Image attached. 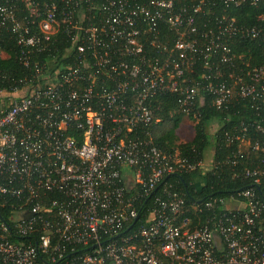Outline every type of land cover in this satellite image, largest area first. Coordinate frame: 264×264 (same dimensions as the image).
I'll return each instance as SVG.
<instances>
[{"label": "built area", "instance_id": "built-area-1", "mask_svg": "<svg viewBox=\"0 0 264 264\" xmlns=\"http://www.w3.org/2000/svg\"><path fill=\"white\" fill-rule=\"evenodd\" d=\"M204 2L0 0V38L14 40L23 68L0 73V264H264V142L246 128L227 136L233 168L258 154L232 173L247 186L191 206L171 179L204 174L213 158L194 163L154 142L167 96L184 116L202 91L216 108L238 97L264 115V64L230 83L219 67L234 65L224 38L264 28L228 16L199 28ZM62 39L63 52L40 58ZM198 63L208 71L194 79Z\"/></svg>", "mask_w": 264, "mask_h": 264}, {"label": "trees", "instance_id": "trees-1", "mask_svg": "<svg viewBox=\"0 0 264 264\" xmlns=\"http://www.w3.org/2000/svg\"><path fill=\"white\" fill-rule=\"evenodd\" d=\"M199 0H181L182 4H196ZM203 12L195 16L196 25L199 28H211L215 25L216 19H221L222 16H228L235 20V25L242 28L257 27L264 28V19L258 20V16H264V0H260L257 5L249 3L235 7L231 4L225 5L222 0H205ZM209 12V13H208ZM166 34L170 41L175 38L174 31L166 29ZM61 39V37H60ZM226 43L230 48V56H234V65L229 66L225 63L220 64L221 79L230 83L229 75L238 72L239 68L243 71L252 67H258L264 64V35L252 39L239 34L231 38H224L223 43ZM67 42L62 39L61 43L57 44V49L51 50L47 54H43L40 58L49 59L53 55H59L64 51ZM0 48L4 50L5 55H0V73L3 75L21 74L23 68L17 61L18 48L14 40L7 34L0 38ZM39 58V59H40ZM248 63V66L246 64ZM201 63L194 67L193 78L197 79L201 73L207 74V69H201ZM243 73V72H242ZM8 80H4L5 85ZM10 84V83H9ZM203 100L198 105L195 113H191L188 117L193 120L194 135L188 142H178L176 130L180 124L183 114L178 112L177 96H167L162 100V111L160 117L166 125L162 128L158 135L154 136L155 144L161 149H169L170 151L177 150L181 155H185L190 161L197 163L204 159L206 150L213 146V164L215 167L206 173L198 168L189 173L183 174L179 179L177 176L172 177L175 181L178 192H180L188 206L196 203L203 198L213 195L227 197L235 194L239 189L247 186V180L234 178L233 171L249 165L257 157V153L250 152L248 158L243 159L241 164L236 168L225 163V157L232 151V145H228L227 136H232V133H241L243 128H246V133L251 139L264 142V133L259 132L256 127L259 125L264 130V115L256 114L252 108V102L249 99H240L234 97L228 103L220 108H216L213 104V98L205 91L201 92ZM216 123L217 128L214 134H210L209 126L211 123ZM157 124V125H159ZM261 198L264 201V179L260 184ZM206 211L198 215L191 216L202 220Z\"/></svg>", "mask_w": 264, "mask_h": 264}, {"label": "rangeland", "instance_id": "rangeland-1", "mask_svg": "<svg viewBox=\"0 0 264 264\" xmlns=\"http://www.w3.org/2000/svg\"><path fill=\"white\" fill-rule=\"evenodd\" d=\"M166 125H170L169 123H161L159 125H157L154 129H153V135L156 136L158 135L159 131L164 128ZM193 126H194V122L193 120H191L188 116H182V119L180 121V124L176 130V134H177V138H178V142L180 143H184V142H188L192 139L193 135H194V131H193ZM217 125L216 123L212 122L209 126V132L210 134H214V132L216 131ZM213 151L214 148L213 146H210L206 152H205V160L204 162L206 163V165L209 164L210 160L212 159L213 156ZM205 165V167H206Z\"/></svg>", "mask_w": 264, "mask_h": 264}, {"label": "crops", "instance_id": "crops-1", "mask_svg": "<svg viewBox=\"0 0 264 264\" xmlns=\"http://www.w3.org/2000/svg\"><path fill=\"white\" fill-rule=\"evenodd\" d=\"M212 158H213V156H212ZM205 159V158H204Z\"/></svg>", "mask_w": 264, "mask_h": 264}]
</instances>
